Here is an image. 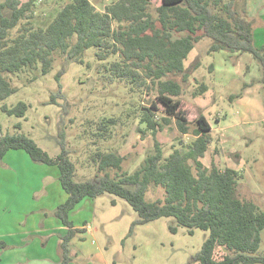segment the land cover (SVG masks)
Returning a JSON list of instances; mask_svg holds the SVG:
<instances>
[{"label":"trees","instance_id":"obj_1","mask_svg":"<svg viewBox=\"0 0 264 264\" xmlns=\"http://www.w3.org/2000/svg\"><path fill=\"white\" fill-rule=\"evenodd\" d=\"M247 1L162 0L154 9L152 0H115L102 11L91 0H70L45 25H38V0H0V101L17 90L10 74L39 66L46 74L59 56L84 63L89 47L97 48L96 56L107 78L127 83L137 102L154 95L149 107L139 104L126 116L103 118L90 131L96 147L89 153V163L97 166L98 173L87 180L76 179L77 167L63 142L62 152L52 158L26 134L0 138V161L9 150L23 149L34 162L59 169V181L68 194L53 213L68 227L61 241L60 264L71 263V240L85 232L75 227L71 211L83 199L105 193L125 199L138 213L131 234L136 226L161 217L176 218L190 234L195 229L209 231L201 251L188 264H264V254L259 253L264 209L240 193L241 171L222 168L215 159L210 166L202 161L213 140L211 123L200 114L191 129L194 122L181 99L183 85L172 77L182 74L186 81L185 60L199 41L208 38L209 53L225 50L252 54L264 84V44L256 45ZM207 90L208 86L200 83L193 93L198 96ZM2 110L25 117L28 104L2 105ZM160 112L162 122L155 119ZM136 119L138 131L153 135L154 145L139 166L128 171L124 168L126 156L115 146L101 148L99 140L110 141L128 120ZM172 121L181 134H193L194 139L190 143L181 140L183 148L175 146L166 154L157 133ZM17 127L21 128V123ZM151 187L162 188L163 197L147 201ZM171 229L177 231V227ZM0 246L8 247L3 242ZM218 246L227 250L221 258L216 257Z\"/></svg>","mask_w":264,"mask_h":264},{"label":"rangeland","instance_id":"obj_2","mask_svg":"<svg viewBox=\"0 0 264 264\" xmlns=\"http://www.w3.org/2000/svg\"><path fill=\"white\" fill-rule=\"evenodd\" d=\"M68 1L38 0L36 23L45 25ZM91 1L97 9L104 11L106 5L115 0ZM161 3L162 0H152L154 9ZM210 43L211 40L205 38L192 50L185 62L188 72L186 81H183L182 74L172 77L183 85L181 99L188 109L189 119L194 122L191 129L195 127V120L200 114L205 115L213 125L211 149L202 159L203 162L209 164L215 159L224 168L232 163H240L243 159L244 165L240 171L244 178L240 193L264 209V84L260 82L261 68L250 53H229L224 50L209 53ZM97 51L96 47L87 48L84 63L59 56L46 74L42 73L40 66L10 74L9 78L17 90L0 101V138L17 133L26 134L52 158L62 152L63 142L77 167V180H87L98 173L97 166L89 163V153L96 147L91 143L90 131L95 130L96 124L106 117L126 116L139 104L149 107L154 97L153 93L148 94L137 102L127 83L107 78L102 70V62L96 56ZM211 63L213 67L210 69ZM62 70L64 72L60 74ZM198 82H206L210 91L194 96ZM240 93L242 95L237 97ZM21 101L28 104L25 117L9 115L2 110V105L11 108ZM162 117L163 113L160 112L155 119L162 122ZM18 123H21V128L17 127ZM139 125V119L128 120L113 139L107 142L99 140L101 148L115 146L126 156L124 168L128 171L136 169L154 145V136L140 133ZM157 139L163 144L166 154H169L175 146L183 148L181 140L190 143L194 135L181 134L176 122L172 121L157 133ZM226 141L228 144L237 142V152L229 151V145L225 146ZM6 180L0 169V203L12 198L11 191L3 188ZM57 186L48 190L52 211L41 212L53 215L55 208L64 201L62 197L66 193L59 180ZM163 193L162 188L151 187L146 200L155 201L162 198ZM113 199L115 204L112 203ZM16 212L20 211H0V229L3 234L14 227ZM74 212L76 222L81 225L84 219H89L92 227V234L86 235L79 246L88 250L99 246L106 253V264H188L209 237V231L203 229H195L190 234L174 217H161L138 225L131 234V224L138 218V213L125 199L109 193L83 199ZM171 227H177V231ZM37 236L33 235L32 238ZM43 240L41 238V242ZM51 246L50 251L55 253L54 241ZM2 250L0 246V252ZM226 253L225 248L218 246L216 257L221 258ZM259 253L264 254V231ZM93 261L95 264H104L99 257H94ZM0 264L11 262L6 259Z\"/></svg>","mask_w":264,"mask_h":264},{"label":"crops","instance_id":"obj_3","mask_svg":"<svg viewBox=\"0 0 264 264\" xmlns=\"http://www.w3.org/2000/svg\"><path fill=\"white\" fill-rule=\"evenodd\" d=\"M247 11L254 23L256 45L262 46L264 44V0H248ZM212 67L213 64L211 63L210 69ZM214 67L217 69L215 64ZM198 83H205L208 86L206 82ZM208 90L210 91L209 86ZM211 126L213 129L212 123ZM212 129L211 134L213 131ZM227 145H229V147L232 145L230 148L227 147L230 149L229 151L237 152L238 149L235 147L237 142L234 143V141H231V143L228 144L226 141L225 146ZM210 149L211 146L206 151L205 156ZM210 164L211 163L205 165L210 166ZM243 165L244 160L241 159L240 163H232L228 167L240 171L242 170L240 168H243ZM0 169H2V173L5 174V178H7L6 182H3L4 190H10L12 193L11 200L5 199L0 203V211H4L5 209L8 211H20L15 213L14 217L17 220L13 221L14 227L7 234H3L0 229V241L8 246L0 252V261L3 263L4 260L8 259L11 264H60L63 257L61 241L62 237L68 232V227H66L54 215H50L47 212H41V210L52 211L51 204H49L50 195L48 190L50 188L52 189V187H58V167L55 165L36 163L30 158L25 150L12 149L4 156L2 164H0ZM16 172L17 175L15 174ZM20 173H22V175ZM62 198V200L66 201L68 194L66 193ZM82 201L70 213V219L74 222L75 227L85 229L84 233H78L71 240L70 248L73 259L70 264H95L93 261L94 257L101 258L103 263L106 264V253L102 252L99 246H96L95 249L92 247L93 249L91 250L82 249L79 246V242L83 240L86 235L92 234L90 231L92 227L88 221L89 219H84L81 225L74 219L76 218V212L74 211ZM33 235L38 236L32 238ZM41 238L44 239L42 242ZM52 241H54L53 249L55 253L50 251L52 248ZM44 242L45 244H43ZM54 247H56V249ZM83 261L88 262L83 263Z\"/></svg>","mask_w":264,"mask_h":264}]
</instances>
